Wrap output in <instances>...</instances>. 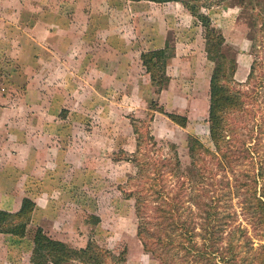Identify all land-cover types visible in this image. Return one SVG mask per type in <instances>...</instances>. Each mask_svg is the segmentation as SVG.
I'll list each match as a JSON object with an SVG mask.
<instances>
[{
    "label": "crops",
    "instance_id": "crops-1",
    "mask_svg": "<svg viewBox=\"0 0 264 264\" xmlns=\"http://www.w3.org/2000/svg\"><path fill=\"white\" fill-rule=\"evenodd\" d=\"M103 1L0 0V209L16 211L27 196L36 200L35 211L50 216L48 205L57 191L48 186L27 191V176L32 183L60 184L57 173L69 162L67 148L75 145L70 139L85 130L81 123L90 113L87 109L94 112L96 105L108 106L102 103L106 96L126 102L130 95L141 97L148 90L150 75L141 60L147 46L139 44L140 35L151 47L170 44L175 49L164 97L179 80H187L195 72L193 58L184 56L192 41H186L185 50L180 51V33L194 25L193 16L180 2L115 0L112 4L107 0L109 10L100 13L97 8L105 5ZM134 3L149 8L142 11L137 26L130 20V12L135 11L128 9ZM118 4L121 16L114 14ZM151 6L163 11L151 12ZM238 14L239 9L231 6H217L211 11L226 43L237 48L233 55L238 61L235 77L243 80L250 60L239 76L243 66L240 57L249 56L251 42L246 30L235 29L240 27ZM200 75L194 74L195 82ZM118 90L120 95L116 96ZM112 99L111 111L117 106ZM62 108L69 110L66 116L61 115ZM68 119L78 126L61 124ZM16 168L24 173L21 170L23 174L18 176ZM6 182L16 184L15 189L7 188ZM44 199L47 201H38ZM6 237L13 239L0 233V264H13L6 254Z\"/></svg>",
    "mask_w": 264,
    "mask_h": 264
},
{
    "label": "trees",
    "instance_id": "trees-1",
    "mask_svg": "<svg viewBox=\"0 0 264 264\" xmlns=\"http://www.w3.org/2000/svg\"><path fill=\"white\" fill-rule=\"evenodd\" d=\"M147 1L180 2L193 16L195 24L202 27L207 58L214 64L209 80L206 120L210 143L189 135L191 165L187 169L182 168L177 147L172 144L174 155L171 159L176 160L174 166L183 175L196 176L200 170L206 169L203 161L206 162L209 156L218 169L232 174L227 182L229 190L239 195L244 188L246 193L239 202L240 213L221 209L218 201L206 202L201 196L193 198L199 220L189 226L181 212L178 192L171 195L156 176H164V172L143 158L140 126L133 120L135 133L139 135L136 151L128 156V161L133 163L136 175L128 176L126 185L131 184L132 187L128 190L122 188V191L127 198L135 199L137 236L144 250L162 264H176L175 257L180 258V264H264V0ZM218 5L238 7V24L248 29L252 61L244 81L236 79L237 58L225 52L226 37L215 26L208 12ZM174 55L175 49L170 44L141 54L142 65L150 75L157 96L169 85L167 69ZM150 108L164 113L183 127L188 123L187 116L166 111L159 105L158 99L151 101ZM240 153L244 154L240 157ZM166 160L167 157L164 158ZM234 178L240 184L235 185L231 181ZM192 185L189 182L186 186L184 180L182 188L191 195L205 189L204 185ZM35 207V201L26 196L17 211L0 209V233L24 237ZM241 214L245 224L242 221L233 226L232 221ZM90 218L95 224L101 221L97 215ZM30 262L126 264L127 250L124 248L115 252L101 245L94 237L89 238L86 246L75 248L50 237L42 227H38L33 238Z\"/></svg>",
    "mask_w": 264,
    "mask_h": 264
},
{
    "label": "rangeland",
    "instance_id": "rangeland-1",
    "mask_svg": "<svg viewBox=\"0 0 264 264\" xmlns=\"http://www.w3.org/2000/svg\"><path fill=\"white\" fill-rule=\"evenodd\" d=\"M108 1L113 4L115 0ZM108 1L104 0L105 5L101 8L96 7L100 13L109 10ZM120 6L118 4L116 10H114L115 16L123 14L120 11ZM141 6V4L134 3L128 7L129 10L133 8L135 11L134 13L130 12L132 25L137 26V24H140L142 11L149 9ZM218 6L227 7L224 5ZM215 7L217 6L212 7L208 11L210 15ZM150 11L159 13L163 10L151 6ZM137 14L138 20L136 18ZM181 20L182 24H184V17ZM193 24L190 30H184L182 31L183 33H180L181 36L179 35L182 42L180 51L185 50L184 43L186 41H192L191 47H188L187 51L184 52V56L193 58L192 65L195 68V72L190 77H187L189 79L179 80L177 85L172 86L171 89L164 93L165 97L163 92L169 87L161 95L157 96L154 93L151 81L148 90L144 91L141 97L130 95L126 102L121 101L120 98H117L118 102H116L112 97L106 96V98L102 99L103 106L108 105L105 107L106 109L96 105L94 107L95 111L92 112L91 108H88L87 110L90 111L89 118H84L81 123L85 130L81 132L80 136L70 139V143H75V145L73 149L72 146L67 148V159L69 162H67V166L63 165L57 173L59 174L57 179H60L61 185L50 183L49 181H46L45 184L32 183L33 179L27 176V183H25L27 191L30 190L32 192L38 188L45 190L46 186H48L51 191L55 190L57 192L52 194L55 198L48 205L51 208L49 211L50 216H44L39 210L35 211L37 202L33 199L36 207L31 215V222L26 228L24 237L20 238L5 234L6 236L9 235L10 238L13 237V239L9 240L7 239L9 237H6L5 241L7 244L6 254L10 257L13 264H28L27 257L29 253L31 256L33 238L36 229L40 226L50 237L63 240L75 248L86 246L90 237H94L101 245L107 246L115 252L125 248L127 250L126 264H162L151 253H147L144 250L142 242L137 236L138 218L135 199L134 197L127 198L122 191V188L128 190L129 187H132L131 184H128L130 181L127 183L128 186L126 185L128 176L130 174L136 175L133 163L128 161V155L136 151L139 135L135 133L133 120H136L140 126L143 158L149 164L157 166L156 168H160L164 172V176H156L161 179L162 185L166 186L171 195L178 192L182 203L180 206L181 212L189 226H193L199 220L196 217L197 206L193 204V198L195 197L201 196L203 201L206 202L211 200L218 201L221 209L240 213L241 206L239 202L246 191L242 188L239 195H237L234 191L229 190V183L227 182L228 178L232 176L230 172L218 169L215 162L207 156L206 162L203 161L206 169L200 170L196 176L191 174L183 175L181 170L174 166L176 160L171 159L174 155L171 145L175 144L182 168L187 169L190 167L189 135L198 136L203 142L210 143V134L206 121L209 106V81L207 79L210 77L214 64L207 58L202 27L196 25L195 22ZM235 29L242 33L244 30L248 32V29L243 28V26H235ZM142 37L143 35L139 36V44L141 43L140 45L142 46L143 43V46H147L145 48L146 51L155 49V47H151L152 45H147L145 38ZM235 48L234 45L225 43V52L229 56L234 55ZM249 60L251 64L252 56L250 54L249 56L242 55L240 57V64L243 66L239 76L245 73L243 71L246 69L244 63ZM249 70L250 66L247 74ZM198 72L201 74V78L195 82L194 74ZM246 76L239 81H244ZM119 90L116 96L120 95ZM154 98L158 99L159 105L164 107L166 111L187 116V125L183 127L164 113L151 109L150 103ZM110 99L117 104L112 111L110 110ZM62 110L61 115L66 116L69 110L66 108H62ZM68 121L69 119L60 123L64 124L63 122L68 123ZM68 125L78 126L77 122H69ZM84 147L85 152L82 151ZM260 152L262 153L263 149ZM243 154L240 153V157ZM165 157H167L166 161H164ZM240 168H243V166H240ZM15 170L18 176L24 173L23 169L16 168ZM21 170L23 173H21ZM184 180L186 186L191 182L192 186L204 185L205 189H200L201 191L191 195L182 188ZM231 181L235 185L240 184V181L235 180V178ZM5 185L7 188L14 186V189L16 186V184L9 182H6ZM65 186L68 189L64 192L63 190H66ZM47 199L38 201L43 203ZM91 215L99 216L101 221L95 224L93 219L90 218ZM242 221L243 215L241 214L232 221V225L234 226ZM243 224H245V221H243ZM174 260L176 264L181 263L180 258L175 257Z\"/></svg>",
    "mask_w": 264,
    "mask_h": 264
}]
</instances>
